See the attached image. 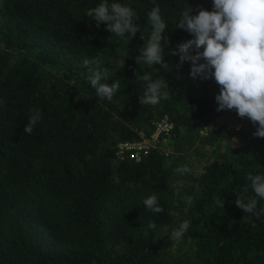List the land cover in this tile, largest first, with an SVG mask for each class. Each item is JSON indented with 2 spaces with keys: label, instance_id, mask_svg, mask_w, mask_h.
I'll use <instances>...</instances> for the list:
<instances>
[{
  "label": "trees",
  "instance_id": "16d2710c",
  "mask_svg": "<svg viewBox=\"0 0 264 264\" xmlns=\"http://www.w3.org/2000/svg\"><path fill=\"white\" fill-rule=\"evenodd\" d=\"M101 3L131 7L135 36L97 28L92 9ZM157 5L168 43L163 62L149 66ZM191 9L212 11L213 0H0V264H264V199L247 179L264 176V138L235 109L217 111L214 76L194 79L191 62L172 55L194 39L177 28ZM86 58L108 70L102 82L119 83L111 101L96 96ZM137 73L161 84L156 105L139 103L146 82ZM37 108L42 119L27 134ZM224 113L241 126L200 132ZM162 119L174 126L161 143L168 154L116 156L119 142L149 135ZM204 139L224 147L194 165ZM153 194L161 213L145 209ZM237 196L255 197L260 214L245 213ZM184 221L189 228L173 240Z\"/></svg>",
  "mask_w": 264,
  "mask_h": 264
},
{
  "label": "clouds",
  "instance_id": "9594fccd",
  "mask_svg": "<svg viewBox=\"0 0 264 264\" xmlns=\"http://www.w3.org/2000/svg\"><path fill=\"white\" fill-rule=\"evenodd\" d=\"M191 11L192 9L182 13L177 28L187 30L194 35V39L178 44L172 49V55L179 54L181 64L185 61L191 62L190 75L194 79L199 77L206 80L214 76L217 84L221 86L219 94L215 97L219 105L217 111L235 109L241 118L247 117L254 125L258 124L253 135L264 138V0H213L212 11L200 9L195 16L190 15ZM92 13L97 28L101 23H105L107 31L111 34L124 36L129 33L130 39L138 31L133 23L135 13L129 6L113 3L109 8L107 4L101 3L92 9ZM148 15L152 33L143 52V58L149 66H153L155 63L163 62L161 41H164L163 45H167L168 38L163 35L166 24L161 19L159 6L154 7ZM201 47L203 51H200ZM136 62H139V58ZM83 66L88 70V81L96 90V96L100 100L107 98L111 101L119 89V83L110 85L102 82L108 81L109 72L106 68L99 67V61H90L86 58ZM136 75L138 80L146 82L144 94L139 96V103L156 105L162 95L161 84L152 82L147 73L142 76L138 73ZM41 119L38 108L30 110L24 132L31 134ZM209 126L211 124L204 127ZM176 171L184 174L189 169L183 167ZM247 179L251 182L255 195L264 199V176L249 174ZM222 203L224 206V201ZM257 203L255 197L248 198L245 202L243 196H237L235 200V204L245 213L258 216L264 213V208L257 213ZM143 204L147 211L153 213L163 211L155 194L144 199ZM189 226L190 222L184 221L172 232L171 238L179 240ZM149 227L155 228L156 225L150 221Z\"/></svg>",
  "mask_w": 264,
  "mask_h": 264
},
{
  "label": "built area",
  "instance_id": "2783aa9c",
  "mask_svg": "<svg viewBox=\"0 0 264 264\" xmlns=\"http://www.w3.org/2000/svg\"><path fill=\"white\" fill-rule=\"evenodd\" d=\"M212 128H216L212 126ZM173 129V125L166 119L156 121L153 130L149 135L140 133V139L133 141H122L116 146V156L120 159L126 157L139 161L142 154H146L151 148H157V145L165 142ZM208 127L201 129V133L204 134ZM168 154L166 150H164Z\"/></svg>",
  "mask_w": 264,
  "mask_h": 264
},
{
  "label": "rangeland",
  "instance_id": "374dc122",
  "mask_svg": "<svg viewBox=\"0 0 264 264\" xmlns=\"http://www.w3.org/2000/svg\"><path fill=\"white\" fill-rule=\"evenodd\" d=\"M225 125L226 126V130H235V129H238L241 124L240 122H236L234 121V118L232 115H228L226 113H224L223 115L219 116L214 122L211 123V126L208 127V129L206 130V132L203 134V135H206L207 134V131L209 129H213L212 126H215V127H219L220 125ZM207 136V135H206ZM207 140L208 139H204L202 142H200V144H198V146H196V149L194 152H191L190 154V159L193 161L194 165H197L196 163L197 162H200V159H203L205 160V157L207 155H211V151L214 149L213 146H215L216 148H220V149H223L224 147V142H220L218 140H216V142L219 144L217 145L216 142H213V144L211 146L207 145ZM225 146H228L227 144H225ZM157 148H160L161 150H166L167 152H169V149L167 146H165L164 144H160V145H157ZM195 168H197V166H195ZM199 171H201V168L199 169ZM187 193L188 190H186ZM186 197H188L189 195H185ZM186 245V243H185ZM178 245H175V247H177ZM175 247H172V250H171V253L173 255H178V252H177V248ZM185 248H183L184 250Z\"/></svg>",
  "mask_w": 264,
  "mask_h": 264
}]
</instances>
